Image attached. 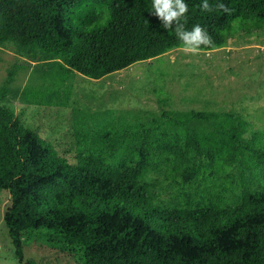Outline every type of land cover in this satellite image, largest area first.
Instances as JSON below:
<instances>
[{"label": "trees", "instance_id": "trees-1", "mask_svg": "<svg viewBox=\"0 0 264 264\" xmlns=\"http://www.w3.org/2000/svg\"><path fill=\"white\" fill-rule=\"evenodd\" d=\"M185 3V29L206 28L215 48L226 45L234 31L264 29V0H208L213 7L225 4L230 13L202 11V0ZM151 7L152 0H0V45L41 62L56 85L70 72L99 79L182 47L174 27L165 29ZM21 67L7 70L0 101L32 96L49 104L53 94L11 86ZM161 115L186 130L183 139L170 146L156 140L148 150L145 129L137 151L116 163L83 152L71 163L0 104V203L7 190L10 206L3 220L15 256L23 260L22 232L45 228L79 248L82 264H264V183L258 178L264 140L223 134L225 116L204 110ZM194 121L218 129L206 133L192 127ZM237 157L245 163L239 167L242 189L230 204L162 203L144 177L147 169L162 168L169 181L185 183L205 178L206 169L224 174Z\"/></svg>", "mask_w": 264, "mask_h": 264}, {"label": "rangeland", "instance_id": "rangeland-1", "mask_svg": "<svg viewBox=\"0 0 264 264\" xmlns=\"http://www.w3.org/2000/svg\"><path fill=\"white\" fill-rule=\"evenodd\" d=\"M14 64L23 67L11 86L29 87L47 97L53 94L51 101L40 104L32 96L22 99L9 95L0 104L49 140L71 163L80 152L104 155L116 163L137 151L142 140L138 134L145 129L144 133H149L143 144L146 149L153 150L156 140L167 146L175 144L186 130L172 125L162 111L179 115L195 109L224 115L228 124L223 134L264 140V29L258 34L234 31L226 45L202 50L199 55L173 48L99 79L70 72L58 85L41 62L19 55L10 45H0V86ZM190 125L202 127L206 133L216 127L203 121ZM246 164L252 166L250 160ZM240 166L245 163L237 157L228 172L206 169L205 178L185 183L169 181L162 168L147 169L144 177L155 185L162 203L195 207L230 204L242 189ZM260 169L258 178L264 183V164ZM9 206L10 195L2 190L0 264H24L26 260L34 264H82L79 248L45 228L22 232L24 256L20 261L4 225Z\"/></svg>", "mask_w": 264, "mask_h": 264}, {"label": "clouds", "instance_id": "clouds-1", "mask_svg": "<svg viewBox=\"0 0 264 264\" xmlns=\"http://www.w3.org/2000/svg\"><path fill=\"white\" fill-rule=\"evenodd\" d=\"M201 10L205 12H212L219 9L224 13H230L229 9L223 3H217L215 7L208 3V0H202L200 5ZM155 15L161 22L165 29L173 28L177 38L182 43L183 51L191 55H199L205 48H215V42L206 28L197 24L191 30L185 29L187 22L188 5L185 0H152V7Z\"/></svg>", "mask_w": 264, "mask_h": 264}]
</instances>
